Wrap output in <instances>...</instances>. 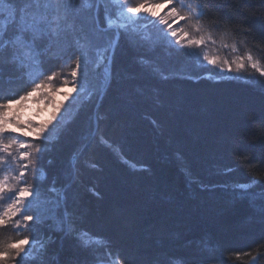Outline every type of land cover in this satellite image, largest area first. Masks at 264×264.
Masks as SVG:
<instances>
[{
    "label": "trees",
    "instance_id": "1",
    "mask_svg": "<svg viewBox=\"0 0 264 264\" xmlns=\"http://www.w3.org/2000/svg\"><path fill=\"white\" fill-rule=\"evenodd\" d=\"M199 2L207 33L264 57V0ZM68 43L43 56L46 71H60L55 83L71 80ZM61 48L68 67L57 58ZM176 49L159 40L148 52L122 38L111 65L89 66L91 95L54 122L53 139L24 140L45 149L39 179L31 169L26 179L66 197L57 219L28 222L20 237L0 229L4 241L29 231L45 240L40 258L26 264H98L105 249L85 247L82 237L100 238L124 264H254L257 249L255 264H264V78L218 80ZM29 88L22 70L0 65V95Z\"/></svg>",
    "mask_w": 264,
    "mask_h": 264
},
{
    "label": "snow or ice",
    "instance_id": "2",
    "mask_svg": "<svg viewBox=\"0 0 264 264\" xmlns=\"http://www.w3.org/2000/svg\"><path fill=\"white\" fill-rule=\"evenodd\" d=\"M161 4L166 8L163 15L158 16L157 12L150 11L159 8ZM157 16L158 21L152 19ZM179 21L190 25L194 32L202 34L196 38L185 31L184 25L173 27ZM149 28L156 30L157 39H153ZM169 36L174 39L168 40ZM122 38L132 46L145 48L148 52L155 49L157 40H163L168 46L175 43L180 48L187 49L181 52L178 48L176 52L188 59L199 57L200 53L195 49L208 42L216 44L212 34L205 31L199 0H139L135 5H129L126 0H0V65L7 63L22 70L30 84V88L16 98L0 95V154H3L0 155V166L8 164L9 159L15 165L14 169L0 168V201L7 200L6 204L0 205V229L10 227L20 237L19 230L22 226L27 229L28 222L43 223L45 220L57 219V213L66 198L64 189L49 187L47 192L51 195H48L41 191L39 183L34 184L26 179L29 169L32 170L33 179H39L42 173L37 167V159L45 149L40 144L7 135L20 133L32 136L34 140L49 139L44 134L48 131L49 124L57 120L55 113L60 112V104L53 105L55 113L47 122L38 126L29 123L22 127L18 116L9 119L15 105L38 93H48L42 95L40 100H49L51 103L50 96L58 90L53 81L60 75V71H46L43 68V56L48 48L52 44L61 46L69 42L67 46L73 49L69 60L74 67L69 73L71 80L65 76L60 87L70 85L79 99L82 94L91 95L88 89L89 66L92 65L95 71L102 65H111ZM42 44L45 46L42 47ZM221 46L231 47L233 53L239 51L235 43L229 45L223 38ZM63 53L64 49L61 48L57 56L63 61L61 68L69 66V60L63 59ZM139 59L145 65L153 63L145 56ZM203 60L218 67L220 72L232 73L234 65L237 79L241 78L240 73H257L264 78V57L254 56L251 49H246L231 61L220 60L219 57H212L204 52ZM249 69L252 72H248ZM153 71L159 72V69L153 67ZM110 75V72H106L105 78ZM163 78L167 79V76ZM68 98L65 95L64 99ZM60 120L63 121L64 117L61 116ZM100 140L104 142L103 137ZM22 149L25 150L21 151ZM21 161L24 163H20ZM259 182L258 179L252 181L253 184ZM239 187L246 192L249 185ZM6 193L12 195L6 197ZM82 240L85 247L95 245L105 249L104 258L98 259V264H124L123 258L118 253H113L100 238L82 237ZM45 248V242L37 239L31 231L18 239L0 240V264H26L28 261L38 260ZM256 251L257 255H252L254 264L259 257V250Z\"/></svg>",
    "mask_w": 264,
    "mask_h": 264
},
{
    "label": "rangeland",
    "instance_id": "3",
    "mask_svg": "<svg viewBox=\"0 0 264 264\" xmlns=\"http://www.w3.org/2000/svg\"><path fill=\"white\" fill-rule=\"evenodd\" d=\"M126 2L129 5H135L137 3V2H134V0H126ZM150 11L157 12L158 16H159V15H163L165 13L166 8H165L164 4H161L159 8L150 9ZM158 16L155 18H152V19H156L158 21ZM180 25H184L185 31H188L192 36H194L196 38H199V36L202 34V33L194 32L193 29L191 28V26L184 24L183 21H179L177 24L173 25V27H179ZM161 27H163V25H161ZM149 31L153 33V39H157L156 30L154 28H149ZM173 39L174 38H172L171 36L168 37V40H173ZM185 39H187V38H185ZM214 39L216 40V44H212L211 42H208L206 45H203L200 48L195 49L196 52L200 53L199 57H195L197 63L200 64L201 66L205 65L208 67H212L214 69L215 73L217 72L219 74L218 77L216 76L218 78V80L235 79V80L239 81V79L235 78L236 73H235V66L234 65H233V72L232 73H229L227 71L220 72L218 67H215L213 65H209V64H207V62H205L203 60V53L204 52H207L212 57H219L220 60L228 59L229 61H231L237 55H242L239 52L233 53L231 50V47H227V48L222 47L221 43L218 42L216 38H214ZM157 41H159V40H157ZM161 41H163V40H161ZM172 46L176 47L177 49L180 48V46L176 45L175 43H173ZM181 49L184 51H187V49L180 48V50ZM207 77H209V76H207ZM216 77H214L212 79L216 80L217 79ZM62 81H63V79H60L58 81V83L53 82V85L58 90L54 91L53 94L50 96L51 103H49V100H43L42 102L40 100V97L42 95H48V93H46V92L38 93L36 96L31 97L29 100L23 101L19 105H15V107L12 111V115L9 117V119H12L13 117L18 116L19 122L21 123L22 127H23V125H26L29 123H31L33 126H38L41 123L47 122L51 118V116L55 113V108L53 105H55L57 103L60 104L61 105L60 112L55 113L57 116V120L52 121V123L49 124L48 131H46V133L44 134L45 136H48V137L51 136V138L48 139L51 141V139H53L52 135L55 134L56 131L58 130L57 126L54 125V122L57 123L60 120V116L65 115L66 112H71L73 109L72 107L75 104L74 101L77 100V93L72 91V87L70 85L67 87H63V88L60 87ZM65 95H68V97H69L67 100L64 99ZM79 99H81V97ZM70 105H71V107H70ZM25 130H27V129H25ZM7 135L18 137L21 141H24L26 139L27 140L33 139L32 136H23L20 133H10ZM0 155H3V154H0ZM6 166L7 165H3V166H0V168H6ZM7 196H10V195L6 194V197ZM6 203H7L6 199L4 201H0V205H4ZM44 242H45V240H44Z\"/></svg>",
    "mask_w": 264,
    "mask_h": 264
},
{
    "label": "water",
    "instance_id": "4",
    "mask_svg": "<svg viewBox=\"0 0 264 264\" xmlns=\"http://www.w3.org/2000/svg\"><path fill=\"white\" fill-rule=\"evenodd\" d=\"M108 72H110V68H108ZM109 79V78H108ZM110 81V79L108 80V82ZM107 82V83H108ZM104 92L100 95L99 99H101V97L103 96ZM76 158L75 156L72 158V165H74V162H75Z\"/></svg>",
    "mask_w": 264,
    "mask_h": 264
}]
</instances>
